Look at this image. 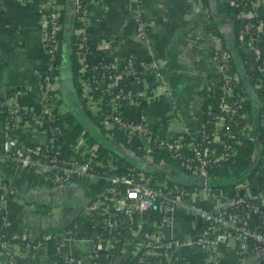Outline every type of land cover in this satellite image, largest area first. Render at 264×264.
Returning <instances> with one entry per match:
<instances>
[{
  "label": "built area",
  "instance_id": "2783aa9c",
  "mask_svg": "<svg viewBox=\"0 0 264 264\" xmlns=\"http://www.w3.org/2000/svg\"><path fill=\"white\" fill-rule=\"evenodd\" d=\"M85 2L76 0L77 20L82 24L75 27L71 39L75 40V49L82 63L78 80L86 98V108L96 115L94 127L97 130L100 127L104 129L102 135L107 144L134 160V163H122L112 151L103 153L102 143L96 139L89 140L83 131L77 133L75 140L70 143L72 153L68 157H60V150L54 147L58 128L53 127L51 122L59 113L71 110L61 100L58 85L61 65L56 59L60 46L62 5L56 0H45V10L41 16V40L47 61L34 101L39 102L40 106L34 107V102L21 103L17 95L0 98L4 111V135L1 141L3 159L48 180L54 188L86 177H96L105 182L102 189L84 203V223L89 224L94 232L87 241L91 240L88 244L90 252L83 264H111V260H100V254L108 255L115 243L118 244L116 251L121 252L127 247L133 240V231L141 216L153 224L144 240L137 242L136 254L127 253L121 259V264H153V257L158 258V261L164 259L166 263L172 257L173 248L184 243L204 246L209 251L207 264H223L220 258L223 250L220 247L232 248L237 260L255 256L253 264H264V190H256L248 180L237 182L229 192L213 187L211 183L210 168L233 157L242 137H256L255 134H244L247 123L239 127L240 119L246 120L243 110L246 101L238 71L231 67L230 51L223 47L218 37L212 38L210 59L216 67V75L205 84L211 100L205 102L203 98L197 112L198 123L186 125L180 132L174 133L166 119L151 124L143 111L127 114V107H122L123 104L140 106L159 87L166 88L163 59L151 51L145 58L127 55L120 60L107 59L101 54L90 64L87 59L89 50L85 25L88 8ZM88 2L92 3L93 0ZM223 2L242 4L238 17L248 19V22L240 31L238 39L255 62L256 71L263 70L264 65L259 63V48L264 46V21L258 19L253 23L249 20L261 16L255 9L256 0ZM148 34L149 24L137 12L134 17V37L145 40ZM55 69L59 72L56 73ZM145 77L147 85L136 88ZM215 89L221 91L220 97L214 92ZM165 90L168 95V86ZM104 102L109 107H104ZM261 104L260 123L264 128V97ZM205 123L211 124L209 130ZM35 132L46 133V139L24 141L25 135ZM154 147L162 148L170 157L186 163L189 170L184 172L172 162L155 161L151 152ZM260 160L264 165V152ZM154 171L194 175L199 184L193 190L178 184L169 185L165 176ZM188 195H194L197 199L211 197L215 202L211 208L193 207L196 227L203 225L196 233L189 234L187 238L168 237L166 232L176 224L177 207L184 205L183 200ZM154 208L159 212L158 219L152 216ZM0 222L9 228L3 212L0 213ZM74 228L43 231L35 238L18 236L35 240L32 245L29 242L21 243L25 248L45 247L47 240L55 239V250L65 264H71L74 256L62 253L61 249L72 238ZM0 241V264H11L13 253L10 249L16 244Z\"/></svg>",
  "mask_w": 264,
  "mask_h": 264
},
{
  "label": "crops",
  "instance_id": "0c3cea01",
  "mask_svg": "<svg viewBox=\"0 0 264 264\" xmlns=\"http://www.w3.org/2000/svg\"><path fill=\"white\" fill-rule=\"evenodd\" d=\"M255 9L263 16L264 0H256ZM44 10L45 0H0V98L17 95V100L24 104L36 100L45 65L41 40ZM62 10V26L68 30L67 38H63L61 44L60 64L64 73L58 84L60 96L63 103L83 120L84 127L95 131L93 123L85 119L74 89L73 96L62 89V81H71L68 51L69 40L76 31L73 25L77 18L76 0H65ZM137 12L149 24L148 39L134 37ZM211 18L219 24L226 41L230 43L233 39V19L223 0H93L87 10L86 45L89 51H97L95 58L101 54L112 60H120L127 55L145 58L149 51L162 58L164 84L170 93L167 95L166 88L159 87L142 105L123 104L122 107H127V114L143 111L151 124L166 119L176 133L186 125L198 123L197 112L204 98L203 89L206 82L216 75V67L210 59L214 37L209 25ZM249 73L252 77L256 76V65L251 58ZM146 85L145 77L135 87ZM261 105L256 95L246 102L243 109L248 121L243 130L245 135L255 134L253 122L261 117ZM3 113L0 104V213L6 215L9 229L14 234L28 238H35L43 231L65 228L68 222L81 215L82 221L75 223L73 236L61 252L74 256L71 264H83L90 252L88 244L91 240L87 241L94 232L89 224L84 223V203L97 194L105 182L96 177H86L54 188L48 180L18 164H8L1 154ZM46 137L44 132L28 133L24 141H44ZM169 174L188 182L198 180L187 173L181 175L175 171ZM183 202L184 205L177 207L176 224L166 232L168 237L187 238L196 227L193 207L211 208L215 200L188 195ZM138 221L133 240L121 252L116 251L112 264H121L127 253L136 254L137 242L144 240L153 224L144 216ZM13 243L16 245L13 244L10 249L13 253L11 264H56L45 247L25 248L21 243ZM54 252L60 255L56 250ZM208 256L209 251L204 246L184 243L173 248L172 257L165 264H207ZM220 258L223 264H253L256 260L255 256L237 260L232 248L224 249Z\"/></svg>",
  "mask_w": 264,
  "mask_h": 264
},
{
  "label": "trees",
  "instance_id": "16d2710c",
  "mask_svg": "<svg viewBox=\"0 0 264 264\" xmlns=\"http://www.w3.org/2000/svg\"><path fill=\"white\" fill-rule=\"evenodd\" d=\"M58 4H61L62 6L65 4V0H56ZM85 5H87V8L90 7L91 2H88L86 0ZM227 9L229 13L232 16L233 19V28H232V36L233 39L229 43L226 41L224 35L222 34L219 24L215 22L212 18L209 22L210 25V31L213 36L218 37L221 40V43L224 48L230 51L231 58V67L233 70L238 71L240 84H241V90L243 92V95L245 96V101L249 102L252 98L254 99V95L258 97L259 103L262 102V99L264 97V69L256 71V76L252 77L249 73V59L251 58V55L247 53L246 50L243 49V47L240 45L238 35L240 31L243 29L244 25L248 22V19H243L241 17H238V14L240 10L242 9L241 5H230L226 4ZM63 12V10H62ZM258 19H262L264 21V15L260 16L258 18H251L249 19L251 22L255 23L258 21ZM62 20V19H61ZM80 24H82L80 21L75 18L74 26L78 27ZM67 30L66 27L62 26L60 32H59V39H60V46L57 54V62L60 64L61 58V44L63 43L62 39L67 38ZM75 40L70 39L69 40V72L71 77V82L73 85V89L75 91V94L77 96V99L80 103V105L83 107L84 116L85 119L92 122V126H95L97 122L96 115L92 113L90 110L86 108V98L83 96L82 87L80 85V82L78 80V76L81 74V67L82 63L79 60L78 52L75 49L74 45ZM97 53V51H89L87 52V59L89 63L91 64L93 61H95L94 55ZM47 61V56H45V62ZM259 63L264 65V46H260L259 48ZM61 65V64H60ZM45 71V68L43 69ZM55 72H59L58 69H55ZM256 84H259V86H256ZM255 85V87L253 86ZM214 92L217 94L218 97L222 95L221 91L219 89H215ZM203 95H204V101L210 102L211 96L210 92H208L205 88L203 89ZM61 100L62 97L60 96ZM34 107H39V102L33 103ZM104 107H109L107 103L104 102ZM206 119V115L204 117ZM66 122L67 124L64 125ZM248 123L244 119H240L239 127H242L244 124ZM51 125L53 127H57L58 130L55 133V139H54V147L58 148L60 150V157H68L72 152L69 148V145L71 142L75 140L76 134L83 131L84 135L88 137L89 140H99L102 143L101 151L107 152L112 151L118 155V159L125 164H132L134 163V160L126 157L125 155L121 154L120 152L113 148L111 145L107 144V141L104 139V129L99 128V130L95 131L86 129L84 127V122L79 118V116L73 112H62L57 115L54 121L51 122ZM254 130H255V138L252 137H242L239 144H237V153L223 161L221 165H216L210 168L211 172V183L213 187L217 188H223L224 191H230L232 187L239 181L248 180L256 190H264V165L261 163V156L264 152V128L262 127L260 123V118L255 119L253 122ZM205 127L209 130L211 128V124L205 123ZM92 129V128H91ZM100 133V134H99ZM99 134V135H98ZM255 148H257V152H255ZM141 152L142 150H139ZM152 154L154 156L155 161H166V162H172L176 164V167H181V169L188 171V165L186 163H183L179 159H175L169 156L162 148H152ZM256 153V154H255ZM9 164V163H8ZM159 175L160 172H155ZM169 185L178 184L182 185L185 188L192 189L194 186H197L198 180H193L191 182L186 181L185 179H182L181 177L175 176L173 174L164 173V175ZM152 216L155 219L159 218V212L156 208L152 209ZM82 221L81 215H77L72 221L68 222L65 226V228L72 229L75 226V223H79ZM202 224L198 225L197 227L193 228L191 230V234L196 233L199 229L202 228ZM126 234V232H124ZM0 240H4L6 242H18V243H26L29 242L31 245L35 243V240H29L22 238L18 235H15L6 225H4L2 222H0ZM57 242L55 239L47 240L45 243V249L48 251V253L53 257L56 264H65V261L63 258L55 253V246ZM118 247V244L115 243L109 250L108 255H104V253L100 254V260L103 261H110L111 264L114 262L113 259H115L116 256H114L116 253V249ZM0 249H2L1 241H0ZM221 250H224L223 247H220ZM114 254V255H112ZM153 264H165V260L158 261V258L153 257ZM205 264V263H204Z\"/></svg>",
  "mask_w": 264,
  "mask_h": 264
},
{
  "label": "rangeland",
  "instance_id": "374dc122",
  "mask_svg": "<svg viewBox=\"0 0 264 264\" xmlns=\"http://www.w3.org/2000/svg\"><path fill=\"white\" fill-rule=\"evenodd\" d=\"M62 67H61V71H60L61 72V75L64 73V70L62 69ZM60 79H62V76L59 77V80ZM61 85H62V89L64 91H67L66 93H69L72 96L74 95L73 86H72V83H71V81L69 79L64 80V82L62 81L61 82Z\"/></svg>",
  "mask_w": 264,
  "mask_h": 264
},
{
  "label": "water",
  "instance_id": "95a60500",
  "mask_svg": "<svg viewBox=\"0 0 264 264\" xmlns=\"http://www.w3.org/2000/svg\"><path fill=\"white\" fill-rule=\"evenodd\" d=\"M160 174H161V175H164V173H163V172H160ZM80 208L82 209V208H83V205H81V207H80Z\"/></svg>",
  "mask_w": 264,
  "mask_h": 264
}]
</instances>
